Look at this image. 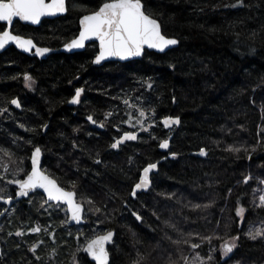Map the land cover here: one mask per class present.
I'll use <instances>...</instances> for the list:
<instances>
[{
  "label": "trees",
  "instance_id": "16d2710c",
  "mask_svg": "<svg viewBox=\"0 0 264 264\" xmlns=\"http://www.w3.org/2000/svg\"><path fill=\"white\" fill-rule=\"evenodd\" d=\"M104 1L67 0L66 14L37 27L17 22L13 29L39 45L59 48L77 34L79 17ZM142 3L160 22L163 34L178 40L176 47L101 66L92 63L93 43L83 51L53 53L45 59L13 47L0 53V110L7 106L11 113L0 118V147L20 157L39 146L43 160L52 163L48 173L63 184L75 182L76 194L90 197L93 211L101 210L96 213L105 228L115 231L109 264H133L138 252L146 257L143 264H169L170 257L182 264L180 253L198 252L206 258L213 248L212 264L264 263V238L245 235L250 227L264 228V208L253 203H259L264 180V0ZM26 74L34 81L31 88L23 86ZM77 87L84 89V97L74 105L70 98ZM14 98L20 109L11 105ZM125 99L144 108L143 127L148 131L136 124L138 110L126 106ZM102 111L112 113L103 131H86V116L100 120ZM129 114L133 119L125 123ZM165 116L179 117V126L166 130L160 122ZM135 129L136 140L111 149L114 136ZM170 135L169 150L160 151L159 143ZM229 146L241 151H227ZM201 148L207 155H199ZM156 161L150 189L133 197L130 190L139 171ZM247 171L253 174L244 183ZM9 193L14 195V187ZM38 198L32 194L17 202L0 222L7 218L0 236V264H40L51 256L67 262L76 253L73 233L63 231L58 221L53 234L41 237L29 231L46 217ZM238 207L245 209L243 220L236 216ZM18 231L23 235L17 236ZM237 235V247L222 258V243ZM203 237H210L211 243ZM177 239L181 243L173 244ZM185 239L201 247L192 250ZM33 245L35 254L30 251ZM76 256L79 264H93L81 251Z\"/></svg>",
  "mask_w": 264,
  "mask_h": 264
},
{
  "label": "snow or ice",
  "instance_id": "6c2138e0",
  "mask_svg": "<svg viewBox=\"0 0 264 264\" xmlns=\"http://www.w3.org/2000/svg\"><path fill=\"white\" fill-rule=\"evenodd\" d=\"M242 3V0H240ZM237 5H233L235 7ZM67 11L66 0H0V22H3L6 26H11L14 20L18 18L20 22H29L31 24H38L42 17L46 16H56L58 14H63ZM80 32L79 36L73 39L70 43L65 45L68 50L79 49L85 46V41L89 39H96L99 41V53L96 55L93 63L99 64L101 61L109 57H117L120 60H125L130 57H140L144 51L145 47L148 49H156L159 52H164L166 48L172 45H176L178 41L176 39L167 38L162 34L161 24L159 21L152 16L148 15L145 11L144 4L142 0H105L102 5L89 14L83 15L80 19ZM15 43L17 48L22 49L24 52H31L35 49L36 56H43L49 51L48 48L37 47L33 40L30 38H23L20 35H15L12 31L5 27L4 30L0 31V49H4L9 43ZM25 86L28 88L32 87L34 81L29 75L24 76ZM152 85L148 84V88ZM84 91L82 88H77L75 96L70 101L72 104H77L80 102L81 93ZM137 99H140L139 97ZM126 106L137 108L138 117L136 118V124H139L143 131H148L144 128V122L146 119V111L142 106H137L135 104L129 103L128 99L123 100ZM11 104L15 105L17 108L20 107L19 102L16 99L11 100ZM0 111H6L0 110ZM153 116L155 115V110H151ZM112 113H108L107 116H111ZM107 118V117H106ZM93 124L97 121L93 119L91 115L87 118ZM133 116L129 114L128 121L125 123H131ZM163 126L165 128H170L173 125H178L180 123L179 118L165 117L162 120ZM100 127H104L101 123ZM135 126V125H133ZM153 125H149L152 127ZM46 127V126H45ZM137 135L131 132H125L124 136L117 140L111 145L112 148H117L122 141L126 140H136ZM15 143V141H13ZM28 143H31L29 141ZM161 149H167L169 143L167 140L163 141L160 145ZM227 151L233 153H239L241 148L229 146ZM246 151V149H244ZM255 150V149H253ZM41 148L35 147L31 154V170L26 171L23 167V158L19 161L13 160L12 157L15 155L12 151L7 148L0 147V153L7 157L10 164H15L17 167L13 172V177L24 173L23 179H8L6 180V185H15L18 190L15 192V197H28L31 192L36 189H43V192L47 195L48 201L61 202L67 205V213H70L69 219L79 223L82 219L81 213L83 212V207L81 203H78L75 199V191H66L62 188L56 179H53L49 174L40 168V157ZM199 155L205 156L207 152L205 149L201 148ZM175 156V153H173ZM250 158V156H249ZM95 163H101L100 160H96ZM3 171L7 173L9 171V164L2 166ZM157 169V163H149L143 168L142 174L139 177V182L135 184L132 195L135 197L137 190H148L151 184L149 174ZM5 177L0 176V180H4ZM250 177H245L244 183H247ZM264 184V180L260 181ZM73 187H75V182H72ZM8 191L6 186H0V202L5 205L13 203V196L8 194L5 196V192ZM257 190H253V196L255 197ZM231 189H229V194ZM87 203L91 204L93 201L90 199ZM254 206L257 208H264V193L259 195V203ZM56 206H59L57 204ZM197 207H199L197 205ZM207 207V205L205 206ZM7 211V210H5ZM99 208L95 209V212H100ZM4 211H0V215H4ZM155 215V213H153ZM245 214V209L243 207H238L236 210V216L241 217L243 220ZM137 220H141L142 217L137 213L133 212ZM159 218V217H158ZM165 225L171 228L173 231H177L179 235H183L176 229L174 224H169L165 221ZM31 233H40L42 229L37 226L29 230ZM43 231L47 232V228ZM12 233H9L11 235ZM17 236L23 235L22 232H16ZM114 233L113 231H107L106 234L96 236L94 239L88 240L85 246L77 249V252H84L87 256L91 257L95 261V264H109V252L106 249V243L112 240ZM188 236L194 235L193 233H188ZM195 235H199L198 233ZM245 235L251 240H257L258 238H264V229L261 228H249ZM169 240L172 238L170 236L166 237ZM203 240H207L211 243L210 237H203ZM237 240L239 236L231 237L230 241H225L220 247L221 257H228L230 253L237 247ZM43 243V241H41ZM173 244H180L181 240H172ZM184 244L189 245L192 250L199 249L200 244L192 243L189 240H183ZM37 245H33L30 251L33 254L36 253ZM179 251V250H178ZM216 251L215 248L211 249L208 256L202 257L198 252H195L191 257L183 255L180 253V259L183 264H212L215 257L212 253ZM138 259L133 262V264H143L146 259L145 255L142 253H137ZM39 260L40 257L36 256ZM73 259L76 260V254H73ZM169 264H177V261L169 258Z\"/></svg>",
  "mask_w": 264,
  "mask_h": 264
},
{
  "label": "rangeland",
  "instance_id": "374dc122",
  "mask_svg": "<svg viewBox=\"0 0 264 264\" xmlns=\"http://www.w3.org/2000/svg\"><path fill=\"white\" fill-rule=\"evenodd\" d=\"M22 83H23V86L26 87L25 86L24 76H23V79H22ZM4 109H6V111H0V118L3 117V116L6 117V116H10L11 115L10 109H8L7 106L5 108L1 109V110H4ZM102 113H103V117L100 120H98V121H101L104 124V126H105L106 125V121L108 120L106 118L107 117V112L106 111H102ZM126 121H128V119ZM85 130L86 131L90 130L89 125L85 126ZM101 131H103V129ZM115 131H117V129H115ZM120 134L121 133H118L117 136L113 137L112 141L109 144L110 147L115 142V138L120 136ZM111 149L116 150L115 148H112V147H111ZM30 151H32V150L30 149ZM21 158H23V167L26 169V171H29L30 170V152L28 153V155H27L26 152H23L22 156L20 155V157H17L15 155L12 157V159L16 160V161H19ZM27 162L29 163L28 164L29 165L28 169L26 168V163ZM5 164H9V171L7 173H5L3 171V167H2ZM51 166H52L51 162H47V161L43 160L42 168H43L44 171L50 172V169H53V167H51ZM16 167H17V165L10 164V162H9L7 157L3 156L2 154L0 155V176L5 177L4 180H0V186H6L7 189H8V191L5 192V196L10 194L9 190H10L11 187H13L11 185H6V180L13 179V178H21V176L24 175V173H20V175L13 177V172H14ZM60 167L61 166H59L58 168L60 169ZM63 169H66V168L63 167ZM252 174L253 173L250 172V171L246 172L247 177H251ZM261 180L262 179H260V181ZM62 185L67 186L69 189H73V190L77 191L76 190V184H75V187H73L72 183H65V184L62 183ZM262 187H263V189L260 190L259 195L264 193V184H262ZM131 191H132V189L130 190V194H131ZM34 194H37L39 196V198H38L39 200H37V203L40 205L41 212L44 215H46V217L44 218V222H42V221L39 222V223L36 222L38 224H36V226H34V227L39 226L42 229V231L40 232V235H41V237H43L42 234H46L49 231H51L49 234H53V231H54L53 224H56L57 221H58L59 222V227L63 231H66L67 233H69V232L73 233V235H74V237L76 239V253L75 254H77V249L81 248L89 240L90 237L92 238L93 236L110 229V228H105L106 226L103 225L104 224V222H103L104 220L100 219L98 217L97 213L94 212L93 209L91 208V206H93V205L87 203V201L90 199V197H88L87 194H84V195L77 194V196H78L77 200L82 202L85 205L84 219L86 220V224L83 225V226L71 227V229L67 228V226H66L67 214H66V210H65V206L64 205H62V204H59V206H56L57 204H49V205H47V204H45V199L40 195V193L37 192V193H34ZM257 198L259 200V197H257ZM14 208H12L10 211H13ZM2 209L0 211H2ZM10 211H9V213H11ZM50 216L55 220L54 223L51 221V219H49ZM6 223H7V218L0 224V236L2 235L1 232H2V229L4 228ZM45 228H47V230H48L47 232L43 231ZM262 229H264V228H262ZM225 241H230V239L225 240ZM192 255L193 254H191V255L189 254L187 256L191 257ZM53 258L54 257L51 256V258H48L46 260L41 261L40 264H79L78 260L77 259L74 260L72 257L67 262H66L65 259H62V260L57 262ZM224 258H226V257H224ZM182 264H183V262H182ZM234 264H242V263L241 262H237V263H234ZM243 264H248V263H243ZM251 264H253V263H251ZM260 264H264V263H260Z\"/></svg>",
  "mask_w": 264,
  "mask_h": 264
},
{
  "label": "water",
  "instance_id": "95a60500",
  "mask_svg": "<svg viewBox=\"0 0 264 264\" xmlns=\"http://www.w3.org/2000/svg\"><path fill=\"white\" fill-rule=\"evenodd\" d=\"M105 2V1H104ZM103 3V2H102ZM102 3L100 4V6L102 5ZM99 6V7H100ZM66 7H67V0H66ZM98 7V8H99ZM98 8L96 9V10H98ZM67 12V11H66ZM66 12L65 13H63V14H58V15H56V16H46V17H42L41 18V21H40V23H38V24H31V23H29V22H20L19 20H18V18L16 19V20H14V22L15 21H19L20 23H22V24H25V25H29V26H34V27H37V26H39L40 24H41V22L43 21V20H45V19H55V18H58V17H60V16H62V15H64V14H66ZM89 13H91V12H89ZM89 13H86V14H89ZM86 14H83V15H86ZM83 15H81L80 17H79V19H78V27H79V29H78V32H77V34L71 39V40H69V41H67L66 43H64L62 46H60L59 48H51V47H48V46H44V45H39V44H37L31 37H26V36H22V35H20L21 37H23V38H30V39H32L33 40V42H34V44L37 46V47H41V48H48L49 49V51L47 52V53H45L43 56H36L35 55V49H32V51L31 52H24L22 49H20V48H17L16 47V45H15V43H12V42H9L6 46H5V48L4 49H0V53L1 52H3L4 50H6L9 46H13L16 50H18L19 52H21V53H24V54H26V55H28V56H34V57H37V58H39V59H45V58H47L50 54H53V53H60V52H62V53H66V54H71V53H74V52H80V51H83L85 48H86V45L88 44V43H91V42H95L96 44H97V47H98V52L96 53V55L99 53V41L98 40H96V39H89V40H86L85 41V46L83 47V48H79V49H71V50H68V49H66L65 48V45L66 44H68V43H70L73 39H75V38H77L78 36H79V32H80V19H81V17L83 16ZM149 15V14H148ZM154 18V17H153ZM1 23H3V22H1ZM160 23V22H159ZM4 24V23H3ZM14 24V23H13ZM12 26L13 25H11V26H6L5 25V27H8V30H10V31H12ZM4 30V29H3ZM161 30H162V28H161ZM12 33L13 34H15L13 31H12ZM162 34H163V32H162ZM15 35H18V34H15ZM164 35V34H163ZM167 37V36H166ZM167 38H171V39H176V38H173V37H167ZM177 40V39H176ZM178 41V40H177ZM178 45V43L176 44V45H172V46H169L168 48H166L165 49V51H167V50H169V49H171V48H173V47H176ZM145 51H154V52H157V53H163V52H159L158 50H156V49H148L147 47H145ZM144 51V52H145ZM164 51V52H165ZM144 54V53H143ZM142 54V55H143ZM96 55H95V57H96ZM142 55L140 56V57H130V58H128V59H125V60H120L119 58H117V57H109V58H106L105 60H103V61H101L99 64H96V63H93V61H94V59H95V57L93 58V60H92V63H93V65H95V66H101L102 64H104L105 62H108V61H116V62H128V61H132V60H137V59H140L141 57H142ZM14 99H16L18 102H19V100H18V98H14ZM13 100V99H12ZM20 104V103H19ZM12 105V104H11ZM74 105H76V104H74ZM13 107H15V108H17L15 105H12ZM17 109H20V107L19 108H17ZM165 117H173V118H177L176 116H165ZM165 117H163V118H165ZM88 118V116H86V120H88L87 119ZM163 118L160 120V122H161V125L163 126V123H162V120H163ZM179 118V117H178ZM89 121V120H88ZM180 124V123H179ZM179 124L178 125H173V126H171L170 128H165L164 126V128L166 129V130H169V129H172V128H174V127H178L179 126ZM100 125V124H99ZM98 125V126H99ZM125 132H131V133H135L136 135H137V138H138V135H139V131H124V132H122L121 134H120V136H118L116 139H115V142L117 141V140H120L123 136H124V133ZM171 137H172V135H170L167 139H165V140H167L168 141V143H169V147L167 148V149H161L160 148V146H158V148H159V150L160 151H162V152H165V151H168L169 150V148H170V140H171ZM165 140H162L160 143H159V145L163 142V141H165ZM127 141H130V140H126V141H122L119 145H118V147L117 148H115L116 150L121 146V145H123V144H125ZM39 147V146H38ZM34 150V149H33ZM32 150V151H33ZM32 151H31V154H32ZM31 154H30V158H31ZM160 160H164V157L163 158H161ZM42 161H43V153H42V151H41V157H40V168H41V166H42ZM153 163H157V169H154L150 174H149V176H150V181H151V184H150V187H151V185H152V175L154 174V173H156L157 171H158V164H159V161H156V162H153ZM148 165V164H147ZM147 165H145L144 167H146ZM143 167V168H144ZM143 168L140 170V173H139V177H140V175L142 174V170H143ZM30 170H31V159H30ZM29 170V171H30ZM42 170V169H41ZM48 174V173H47ZM51 176V175H50ZM52 177V176H51ZM139 177H138V179H137V181L135 182V184L136 183H138L139 182ZM24 178V176L22 177V178H16V179H23ZM53 178V177H52ZM54 179V178H53ZM135 184L133 185V187H132V191H133V188H134V186H135ZM11 186H13L14 188H15V192L18 190V188H17V186H15V185H11ZM150 187H149V189H150ZM148 189V190H149ZM66 190V189H65ZM148 190H137V194L138 193H142V192H147ZM66 191H71V190H66ZM132 191H131V195H132ZM15 192H14V195H13V203L12 204H9V205H5V204H3L2 202H0L1 204H3L4 205V209H2V211H4L5 212V214L4 215H0V222L2 221V219L4 218V216L6 215V213H7V211L14 205V204H16L17 202H19V201H21V200H23V199H27L30 195H32V194H34V193H37V192H39V193H41L45 198H46V202H55V201H48L47 200V195L43 192V189H36V190H34L33 192H31L30 194H29V196L28 197H20V198H17V197H15ZM136 194V195H137ZM133 196V195H132ZM134 197V196H133ZM75 199H76V197H75ZM77 201V200H76ZM78 202V201H77ZM56 203V202H55ZM78 203H81V202H78ZM82 204V203H81ZM66 205V204H65ZM82 207H83V212L81 213V216H82V219H81V221L79 222V223H77L76 221H72V220H70L69 219V216H70V213H67V224L69 225V226H73V225H81V224H83L84 222H85V220H84V218H83V216H84V212H85V207H84V205L82 204ZM5 210H7V211H5ZM66 211H67V205H66ZM136 217V216H135ZM107 231H113V233H114V235H113V237H112V240L110 241V242H108V243H106V245H105V247H106V249L108 250V247L112 244V242H113V240H114V236H115V231L112 229V230H107ZM107 231H105V232H103V233H99V234H97V235H95V236H93L91 239H94L96 236H100V235H104V234H106V232ZM91 239H89V240H91ZM87 243V242H86ZM86 243L83 245V246H85L86 245ZM1 250H2V248H1V243H0V254H1ZM82 252V251H81ZM108 252H109V250H108ZM82 253H84V252H82ZM84 254H86V253H84ZM87 255V254H86ZM88 258H89V260L93 263V264H95V261L94 260H92L91 259V257H89L88 256ZM109 260H110V255H109Z\"/></svg>",
  "mask_w": 264,
  "mask_h": 264
},
{
  "label": "flooded vegetation",
  "instance_id": "af4514ba",
  "mask_svg": "<svg viewBox=\"0 0 264 264\" xmlns=\"http://www.w3.org/2000/svg\"><path fill=\"white\" fill-rule=\"evenodd\" d=\"M17 22L18 23H20L19 21H15L14 22V24L15 25H17ZM14 24H13V26H12V31L15 33V34H18V35H22V34H20V33H18L17 31H15L14 29H13V27H14ZM21 25H25V24H22V23H20ZM5 28V25L3 24V23H1L0 22V31H2L3 29ZM22 36H24V35H22ZM94 44L95 46H96V52H95V54H94V57H95V55H96V53L98 52V47H97V44L95 43V42H91V43H88L86 46H88L89 44ZM9 47H13V46H9ZM8 47V48H9ZM14 48V47H13ZM93 57V58H94ZM93 58H92V60H93ZM77 88H82V87H77ZM77 88H75L74 90H73V95H72V97L70 98V101L72 100V98L75 96V92H76V89ZM83 89V88H82ZM84 91L81 93V96H80V100L84 97ZM20 103V102H19ZM78 104V103H77ZM76 104V105H77ZM89 116V115H88ZM94 120H96V119H94ZM87 121V123H88V125H89V127H90V130L92 129V130H95V129H103V127H100V126H98L99 124H101L102 122L101 121H98V120H96L97 121V123L96 124H93L91 121H88V120H86ZM126 131H136V130H126ZM119 133H122L121 131L119 132ZM117 136V135H116ZM117 138V137H116ZM115 138V139H116ZM115 143V142H114ZM42 165H43V161H42ZM41 169L43 170V168H42V166H41ZM44 171V170H43ZM46 172V171H45ZM46 173H48V172H46ZM139 173H140V171H139ZM139 173H138V177H139ZM49 174V173H48ZM50 175V174H49ZM52 176V175H51ZM138 177L136 178V180L133 182V184H132V187H133V185L135 184V182L137 181V179H138ZM22 178V177H21ZM54 179H56L55 177H53ZM57 180V179H56ZM57 182H58V184L62 187V188H64V189H66V190H71V191H74L73 189H69L67 186H64V185H62V183H60L58 180H57ZM14 192H15V188H14ZM39 193V192H38ZM40 195L45 199V204H47V205H49V204H62V205H64L65 206V210H66V205L65 204H63V203H61V202H46V198L40 193ZM76 200H77V195H76ZM78 201V200H77ZM78 202H80V201H78ZM82 203V202H81ZM83 204V203H82ZM13 207V206H12ZM66 214H67V211H66ZM83 218H84V216H83ZM85 220V219H84ZM86 224V220H85V222L83 223V224H81V225H73V226H69L68 224H67V221H66V226H67V228H69V229H71V227H76V226H83V225H85Z\"/></svg>",
  "mask_w": 264,
  "mask_h": 264
}]
</instances>
